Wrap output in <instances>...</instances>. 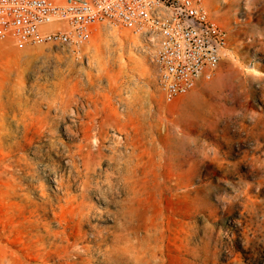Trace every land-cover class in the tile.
Wrapping results in <instances>:
<instances>
[{"label": "rangeland", "instance_id": "374dc122", "mask_svg": "<svg viewBox=\"0 0 264 264\" xmlns=\"http://www.w3.org/2000/svg\"><path fill=\"white\" fill-rule=\"evenodd\" d=\"M205 6L226 47L171 101L139 35L108 21L72 50L0 39V264H264V0ZM134 93L137 170L134 140L116 155ZM112 108L84 157L68 127Z\"/></svg>", "mask_w": 264, "mask_h": 264}, {"label": "built area", "instance_id": "2783aa9c", "mask_svg": "<svg viewBox=\"0 0 264 264\" xmlns=\"http://www.w3.org/2000/svg\"><path fill=\"white\" fill-rule=\"evenodd\" d=\"M100 21L139 35L166 101L189 91L215 67L227 44V32L205 0H0V39L20 46L51 42L72 50ZM50 23L57 25L43 28Z\"/></svg>", "mask_w": 264, "mask_h": 264}, {"label": "bare ground", "instance_id": "6f19581e", "mask_svg": "<svg viewBox=\"0 0 264 264\" xmlns=\"http://www.w3.org/2000/svg\"><path fill=\"white\" fill-rule=\"evenodd\" d=\"M139 100L140 99H139L138 94L134 93L132 103L129 104V108L134 107V110L132 111V116L130 115V120H127V123H129V122L131 123V127L133 129V134L127 130V123L125 120L124 121V129H123V126H120L118 130L120 132L125 133L126 135L124 137L122 136L123 139L119 140L120 145H119V147H117L118 153L116 154L117 156H120V159L124 158L125 162H126V160L128 159V157H127L128 155L126 153H124L122 148L125 147L127 140H130V139L134 140L132 142L133 143L132 146H134L133 156L137 160V161L135 160V170L138 169V164H139V159H140V156L137 154V149L139 147L138 143L140 142V133H141V129H142V121H141V116H140L141 111L139 110V108L136 105L137 103L140 102ZM72 113H74V112H72ZM104 115L105 116L102 117L101 121L97 120L94 117H90L88 120L81 119L79 121V123L77 124V130L72 129L70 126L68 127V129H69L68 131H71L72 134L75 133V135H76V134L82 133L81 138L84 141H83V144L81 146V148H82L81 154L84 157L89 156V154H91V152H90L91 149H90V144L88 142L89 141L88 139L90 138V136L92 134V130L98 129V131H99L98 133L102 136V139L105 140L106 136H107V132L105 131L104 124H107L109 122H114L118 118V115L113 108L110 109V111L108 113H104ZM75 117H80V115L76 113ZM67 134H69V133H67ZM120 161H119V163H115V161H113L112 163L116 164V165H114L115 166L114 167L115 173L117 172L119 174V177L123 181V184L126 185L128 183V177L126 176V174H123V173H124V169L127 167L126 166L127 164L124 161H121V162ZM129 165H132V164H129ZM109 173L110 172H106L107 189H105L102 196H103V198H106L108 202H111L113 200V198H112V196H110V191H112V187H114V185L111 182L112 176ZM88 186H89V182L87 181L83 187L87 188ZM106 193H107V195H106ZM72 201H76V200L73 199ZM68 211L72 214L76 213V215L82 213L81 210L79 209V204L77 202L75 204H71L70 210H68Z\"/></svg>", "mask_w": 264, "mask_h": 264}]
</instances>
